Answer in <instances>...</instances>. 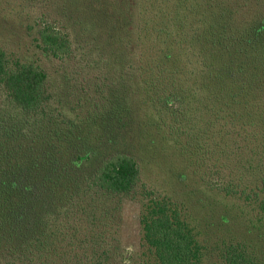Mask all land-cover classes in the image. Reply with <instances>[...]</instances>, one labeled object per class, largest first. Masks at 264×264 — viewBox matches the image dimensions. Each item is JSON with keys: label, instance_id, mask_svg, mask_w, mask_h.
Instances as JSON below:
<instances>
[{"label": "trees", "instance_id": "trees-1", "mask_svg": "<svg viewBox=\"0 0 264 264\" xmlns=\"http://www.w3.org/2000/svg\"><path fill=\"white\" fill-rule=\"evenodd\" d=\"M85 1L110 58L140 56L90 96L0 47V264H264V0ZM36 41L73 55L54 28ZM167 144L242 201L243 232L205 235L185 203L141 185ZM125 200L140 204L134 250L120 236Z\"/></svg>", "mask_w": 264, "mask_h": 264}, {"label": "rangeland", "instance_id": "rangeland-1", "mask_svg": "<svg viewBox=\"0 0 264 264\" xmlns=\"http://www.w3.org/2000/svg\"><path fill=\"white\" fill-rule=\"evenodd\" d=\"M86 4L85 0H0V47L48 70L52 84L58 91H62L65 82L69 81L75 87L79 83L85 84L87 93L93 96L98 85L113 83L120 73L134 71L140 53L129 49L125 53L127 64L124 66H119L118 62L123 51L110 58L107 36L100 34L97 26H92L93 19L91 23L87 20ZM145 4L150 5L149 1L140 5ZM138 26L131 34L132 39L136 37ZM46 27L54 28L70 39L73 48L70 58L59 60L42 51L36 40ZM84 79L88 82L84 83ZM168 150V144L159 145L156 159L143 165L141 185L185 203L195 224L205 235L208 230L212 232V238L216 234L224 238L243 232L248 225L249 212L243 209L242 201L228 199L224 193H218L200 172L195 173L183 158ZM139 215L138 200H125L120 236L127 250L137 249L140 245ZM226 216L231 218L230 230L220 228L218 234L213 226H223L222 218ZM213 261H216L214 257L209 264Z\"/></svg>", "mask_w": 264, "mask_h": 264}]
</instances>
